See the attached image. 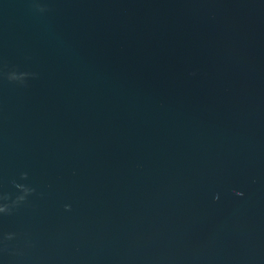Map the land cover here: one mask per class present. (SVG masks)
I'll return each instance as SVG.
<instances>
[{"label":"water","instance_id":"obj_1","mask_svg":"<svg viewBox=\"0 0 264 264\" xmlns=\"http://www.w3.org/2000/svg\"><path fill=\"white\" fill-rule=\"evenodd\" d=\"M17 184L0 264H264V0H0Z\"/></svg>","mask_w":264,"mask_h":264},{"label":"clouds","instance_id":"obj_2","mask_svg":"<svg viewBox=\"0 0 264 264\" xmlns=\"http://www.w3.org/2000/svg\"><path fill=\"white\" fill-rule=\"evenodd\" d=\"M25 178H27V174H25ZM16 187L18 189L21 190V192L23 193L22 195L18 196L16 201L13 202L12 205H9V204H0V213H3V214H11V211H12V208L15 207V206H18L19 204H21L22 202H24L27 197L29 195H31L35 190L32 189V188H29L25 185H20V184H17ZM238 196H243L244 193L243 192H237L236 193ZM4 199H8L7 197H4ZM218 199V197H217ZM12 238V235L10 234L8 236V239H11Z\"/></svg>","mask_w":264,"mask_h":264}]
</instances>
